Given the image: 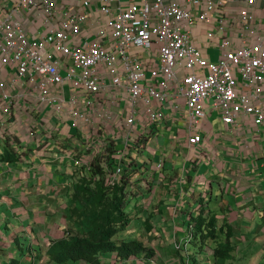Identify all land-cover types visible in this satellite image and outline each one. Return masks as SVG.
<instances>
[{
    "label": "built area",
    "instance_id": "2783aa9c",
    "mask_svg": "<svg viewBox=\"0 0 264 264\" xmlns=\"http://www.w3.org/2000/svg\"><path fill=\"white\" fill-rule=\"evenodd\" d=\"M233 2L243 6L230 12ZM257 2L264 9V0H0V70L9 68L15 75L3 89L0 74V97L9 100L17 84L26 85L38 90V104L53 103L59 123L67 114L79 128V122L88 124L87 145H94V138L98 143L89 156L72 162L89 170L95 156L107 157L113 144L117 166L105 175L106 184L113 185L133 147L147 151L149 132L164 121L165 109L175 112L177 121L185 120L192 148L201 144L213 111L224 126L242 117L255 126L264 123V41L254 24ZM197 28L215 43L216 61L194 45ZM64 84L72 90L67 99L51 96L50 88L56 93ZM103 104L105 115L112 111L119 118L113 121V139H103L93 123L95 109ZM0 111L6 113L7 107ZM139 153L130 160L134 167ZM185 173L183 168L182 185ZM139 185L149 191L146 208L156 187ZM183 205L179 201L167 219L177 218ZM190 240L173 239V249Z\"/></svg>",
    "mask_w": 264,
    "mask_h": 264
},
{
    "label": "crops",
    "instance_id": "0c3cea01",
    "mask_svg": "<svg viewBox=\"0 0 264 264\" xmlns=\"http://www.w3.org/2000/svg\"><path fill=\"white\" fill-rule=\"evenodd\" d=\"M242 6L233 2L229 10L235 12ZM262 7L257 2L253 12L257 33L264 41ZM193 33L194 45L216 61L219 52L215 43L205 37L201 28ZM0 74L6 89L15 75L9 68L1 69ZM50 89L54 94L51 96L65 99L72 91L68 84L57 88L56 93ZM18 94L21 97L16 98ZM38 94V90L17 84L9 100L0 97V107H7L6 113L0 111V264L48 261L45 242L58 240L65 232L62 202L72 161L89 156L98 143L94 138V145H87L84 133L89 128H79L68 118L59 123L53 103L38 104ZM102 107L105 104L95 109L93 123L103 139H113V121L119 118L112 111L105 115ZM165 113L164 121L149 132L151 145L139 154L138 180L156 187L150 206L161 204L159 210L147 212L157 213V217L161 216L158 212L162 213L161 221L171 226L173 238L184 234L188 222L183 220L196 216L201 205L205 215L214 217L218 225L227 224L233 243L230 254L214 259L212 248L216 243L210 242L202 250L191 245L187 264H264V123L255 126L250 118L242 117L224 126L213 111L204 122L201 144L192 148L187 144L185 120L179 117L177 121L178 116L170 109ZM8 151L12 156L7 155ZM133 151L137 152L138 147ZM183 168L188 178L185 185L180 183ZM179 201L184 205L179 216L171 220L175 224H171L168 210ZM141 218L131 223L143 221ZM151 224L155 227L153 217ZM152 233L159 235L158 228ZM120 240L123 239L116 241ZM142 242L152 251L151 256L141 253L128 262L106 257L104 263L136 264L141 260L142 264H182L184 255L174 253L171 242L163 248L153 240Z\"/></svg>",
    "mask_w": 264,
    "mask_h": 264
},
{
    "label": "trees",
    "instance_id": "16d2710c",
    "mask_svg": "<svg viewBox=\"0 0 264 264\" xmlns=\"http://www.w3.org/2000/svg\"><path fill=\"white\" fill-rule=\"evenodd\" d=\"M115 154L113 144H110L107 157L101 154L95 156L89 170L71 164L65 192V234L45 249L48 261L39 264H105L103 255L113 251L117 260L121 261L142 252L147 256L152 255V251L139 239H124L119 243L113 240L130 225L132 219L140 217H143L142 226L149 233L153 217L143 203L149 197V191L139 186L138 179L130 180L139 172V168L130 162L136 152L123 159L126 163H123L125 167H122L121 178L113 185L106 184L105 175L117 166ZM7 155L12 156L9 151ZM7 160L13 161L11 158ZM156 208L159 210L161 204ZM184 222L187 223L186 219ZM189 225L193 228L190 245L202 250L208 242L216 243L212 248L214 259L226 257L233 250L227 224L223 222L218 225L214 217L206 216L202 205L196 216H190ZM187 253L188 250L181 256L182 263Z\"/></svg>",
    "mask_w": 264,
    "mask_h": 264
},
{
    "label": "rangeland",
    "instance_id": "374dc122",
    "mask_svg": "<svg viewBox=\"0 0 264 264\" xmlns=\"http://www.w3.org/2000/svg\"><path fill=\"white\" fill-rule=\"evenodd\" d=\"M65 116H66V118H68L67 114ZM79 125H80V127L82 129L89 128L88 124H86L84 122H79ZM130 151H132V150H130ZM65 196H66V193H65ZM62 203L64 204V201ZM157 204L156 205H152V206L149 205V207L146 208V210L147 209L148 210L155 209L157 207ZM156 214L157 213L152 215L155 227H153V226L151 227V230H150L151 234H148L145 231V229L142 226V221H136V222H132L124 231L119 232L114 237L113 240L116 241V240H119V239L134 238L135 236L134 237H131V236H132V234H135L136 237L137 236H140V238L142 237V241H152V240L155 241L156 243L161 245L160 248H163L169 242L172 243L173 242V231L171 230V226H167V223L164 220L161 221L162 213H161L160 217H157ZM170 223L171 224H175L173 221H170ZM155 228H156V230L158 228L159 235L156 234L155 236H152V234H153L152 232L155 231ZM183 233H184V237L191 236V231L188 230V225L184 228ZM209 243L210 242H208L207 244H209ZM46 244H47V241H46ZM187 247H188V245H187ZM171 248H173V243H172V247ZM189 249H193V248L191 246H189ZM206 251H208V250H206ZM106 257H110V260H111V257H114V253H105L103 255V261H104V259H106ZM128 261L129 260H127L126 262H128ZM136 264H142V261L140 260Z\"/></svg>",
    "mask_w": 264,
    "mask_h": 264
},
{
    "label": "clouds",
    "instance_id": "9594fccd",
    "mask_svg": "<svg viewBox=\"0 0 264 264\" xmlns=\"http://www.w3.org/2000/svg\"><path fill=\"white\" fill-rule=\"evenodd\" d=\"M138 147V146H137ZM137 153H139V151L137 152ZM140 154V153H139ZM160 170L162 169V168H159ZM158 169V170H159ZM140 181H142V180H140ZM140 181H139V184H140ZM144 182V181H143ZM146 182V181H145ZM147 183V182H146ZM148 184V183H147ZM150 186H152L151 184H149ZM140 186V185H139ZM153 187V186H152ZM155 194H156V192H155ZM155 194H154V196L152 197V199L150 200V201H152L153 200V198L155 197ZM64 203H65V206H66V200H64ZM149 205H150V202H149V204H148V206L146 207V208H148L149 207ZM178 204L176 203V204H174L173 206H171L170 207V209L168 210V213L171 215V213H172V210L173 209H175V207L177 206ZM148 210V209H147ZM146 210V211H147ZM64 215H65V208H64ZM136 219V218H135ZM140 219V218H139ZM142 219H143V217H142ZM185 219H186V221L188 222V227L189 226H191V225H189V220H190V217L189 218H186L185 217ZM132 221V220H131ZM65 224H66V222H65ZM131 224V223H130ZM129 226V225H128ZM127 226V227H128ZM126 227V228H127ZM125 228V229H126ZM144 228V227H143ZM145 229V228H144ZM65 230H66V228H65ZM192 230H193V228H192ZM192 230H190L191 231V240H190V242H189V244H188V247H187V245H186V247H184V245H182V247H181V249L180 250H174L173 248H172V250L174 251V253H177V252H182L183 254L186 252V250H188V252H189V246H191L190 245V243H191V241L193 240V236H192ZM145 231H146V229H145ZM147 232V231H146ZM148 233V232H147ZM150 233V232H149ZM64 234H65V232H64ZM134 236V234H132V236L131 237H133ZM179 237H184V234L182 235V236H175L173 239H177V238H179ZM134 238H136V239H139V240H142V237L140 238H137V237H134ZM128 239H133V238H128ZM124 240V239H123ZM121 241V240H120ZM120 241H117V243H119ZM53 242V241H52ZM52 242H49V241H47V244H46V242H45V245H46V247H49L50 246V244L52 243ZM173 243V242H172ZM195 248H197V247H195ZM112 253H114V258L116 259L117 258V256H116V252L115 251H113ZM142 253H144V252H142ZM141 254V253H140ZM139 255V254H138ZM138 255H132L130 258H133V257H136V256H138ZM47 256V255H46ZM186 259H185V262L184 263H182V264H187V262H188V258H189V254L187 253L186 254ZM129 258V259H130ZM128 259V260H129ZM45 263V262H44Z\"/></svg>",
    "mask_w": 264,
    "mask_h": 264
}]
</instances>
